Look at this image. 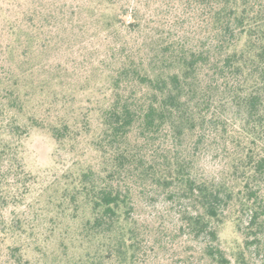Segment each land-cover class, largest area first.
Here are the masks:
<instances>
[{"label": "trees", "instance_id": "16d2710c", "mask_svg": "<svg viewBox=\"0 0 264 264\" xmlns=\"http://www.w3.org/2000/svg\"><path fill=\"white\" fill-rule=\"evenodd\" d=\"M0 17V264H264V0H0ZM33 131L72 158L61 173L30 168ZM159 199L171 235L143 219Z\"/></svg>", "mask_w": 264, "mask_h": 264}, {"label": "rangeland", "instance_id": "374dc122", "mask_svg": "<svg viewBox=\"0 0 264 264\" xmlns=\"http://www.w3.org/2000/svg\"><path fill=\"white\" fill-rule=\"evenodd\" d=\"M0 18L1 20L3 19L2 17ZM94 95L93 89H88L84 94L78 93L77 98L73 101V108L76 109L79 106L92 107L93 101L95 100ZM24 143L30 168L33 171L39 172L43 177H49L53 175L54 172L61 173L62 169L72 161V158L64 151L61 154V161H63L61 165L60 162L54 159L53 153L55 152L56 145L45 133L33 131ZM215 167L216 165L213 162L206 161L203 169L206 173H209L216 170ZM142 213L145 221H149L155 225L160 224L168 235L177 231L175 211L168 202L159 199L153 205H148L143 208ZM221 237L223 247H226V245L228 246V243L232 239L231 233L228 231L222 234ZM182 241V239L176 238L175 243L180 244ZM162 259L163 255L160 252L156 254V260H154L152 264H160L163 261Z\"/></svg>", "mask_w": 264, "mask_h": 264}]
</instances>
